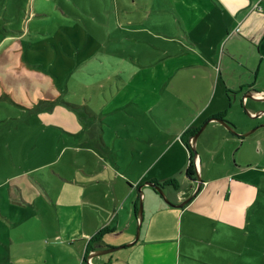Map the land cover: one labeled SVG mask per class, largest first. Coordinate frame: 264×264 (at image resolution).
Here are the masks:
<instances>
[{"label":"rangeland","instance_id":"374dc122","mask_svg":"<svg viewBox=\"0 0 264 264\" xmlns=\"http://www.w3.org/2000/svg\"><path fill=\"white\" fill-rule=\"evenodd\" d=\"M153 4L166 5V0H0V264H76L71 239L59 234V216L79 204L89 207L97 222L107 220L100 216L102 190L109 192L107 183L125 166L132 164L134 172L140 165L130 163L134 158L128 155L149 147L140 137L157 136V123L139 106L112 110L111 104L120 94L133 100L124 88L135 83L131 74L142 63L151 64L168 47L184 53L186 41L172 26L174 43L155 39L154 48L146 42L150 33L172 25L171 16ZM262 15L254 12L243 28L230 21L223 40L208 30L198 49L204 65L189 70L207 75L209 84L218 68L240 63L239 55L256 57L258 47L264 51L262 41L241 38L263 29L258 26L264 23ZM182 74L170 88L175 111L193 98L200 102L208 91L190 93L201 76L184 80L192 73ZM181 120L176 115V126ZM258 132L263 133L255 131L250 142ZM262 197L259 213L264 215ZM92 200L95 206L88 205ZM124 219L117 217V230L102 239L114 244L110 249L131 243L123 244ZM87 222L84 228L91 233L97 222ZM250 239L248 263L264 264V216H255ZM132 248L105 256L122 258Z\"/></svg>","mask_w":264,"mask_h":264},{"label":"crops","instance_id":"0c3cea01","mask_svg":"<svg viewBox=\"0 0 264 264\" xmlns=\"http://www.w3.org/2000/svg\"><path fill=\"white\" fill-rule=\"evenodd\" d=\"M153 5L171 16L172 25L168 23L163 27L166 30L163 33H150L152 36L146 42L153 47L158 43L156 40L174 43L173 26L179 29L181 41L186 40L184 53L176 54L168 47L151 64L142 63L131 74L133 81L140 85L126 83L124 88L125 96H131L133 100L126 101L120 94L111 108L120 110L130 104L150 111L157 123V136L140 137L149 147L138 148L135 152L131 150L128 155L134 158L129 160L130 163L138 161L140 165L134 172L132 164L119 169L117 177L107 183L109 192L105 188L102 190L103 198L99 203L105 209L100 216H109L108 219L99 223L89 207L85 209L76 204L71 206L69 213L59 216V234L67 236V241L71 239L70 245L75 248L74 256L78 259L76 264H88L89 260L91 264H249L246 253L248 248H253L250 237L254 219L255 216H264L259 213L264 194V127L259 128L263 133L258 132L256 140L250 142L251 134L239 137L220 123L211 121L197 140L196 161L190 144L201 126L215 117L230 123L238 134H246L264 124V116L250 118L241 108L243 102L251 114L264 110V102L248 97L254 93L255 98L264 99V88L260 86L264 80V51L258 47L256 57L248 53L239 55L240 63H232V67L228 64L224 71L220 67L217 72H212L209 84H206L207 75L200 73L196 76L198 71L189 69L204 65L198 49L202 45L200 38L206 39L208 30L221 40L225 36L223 28H227L230 21L235 20V24L239 23L243 28L249 16L257 11L263 14L264 22V0H166V5ZM258 26L259 30L263 29L257 34L242 33L244 37L241 38L246 37L256 44L259 40L264 44V23ZM235 65L237 67H233ZM183 72L192 73L184 80L201 76L202 81L199 79L190 93L208 91L198 103L193 98L188 103L177 104L180 109L177 108L179 113L176 114L175 91L171 93L170 88ZM212 84L215 87L212 88ZM176 115L182 120L177 124L180 127L175 129ZM259 142H262L260 146L251 148ZM198 176L201 185L193 196ZM150 182L163 185L174 205L192 199L183 207L167 204L149 185ZM140 187L145 208L139 240L131 245L134 248L122 258L104 255L91 259L95 251L110 249L114 245L104 243L102 239L106 233L117 230L114 222L119 216H126L124 222L128 232L123 244L135 240ZM93 195L95 197V191ZM95 204L93 200L88 203L90 206ZM88 220L97 222L91 233L85 229ZM133 221L137 222V227ZM100 232L103 234L95 242L94 238Z\"/></svg>","mask_w":264,"mask_h":264},{"label":"water","instance_id":"95a60500","mask_svg":"<svg viewBox=\"0 0 264 264\" xmlns=\"http://www.w3.org/2000/svg\"><path fill=\"white\" fill-rule=\"evenodd\" d=\"M251 99L255 100L256 102H264V99H258V98H255L254 97V93H251L249 94ZM247 97L246 95L244 96V98ZM243 98V99H244ZM241 108L244 110V112L250 117V118H260V117H263L264 116V110H258V111H254L253 114H251L249 111H248V107H246V105L242 102L241 103ZM211 121H214V122H217V123H220L221 125H223L226 129H228L230 132H232L233 134L239 136V137H247L249 136L250 134L254 133L256 130H258L259 128H262L264 127V124H261L260 126L254 128L253 130H251L250 132L246 133V134H238L235 130V128L230 124L228 123L227 121H225L223 118H212L211 120H209L208 122H206L201 128L200 130L194 135L193 137V141L192 143L190 144V150L191 152L193 153V157H194V160L196 161L197 157H198V152H197V148H196V144H197V140L200 136V134L203 132V130L205 129V127L207 126V124ZM198 182V186H197V189L194 193L193 196H195L199 189H200V185H201V180H200V176H198V179L196 180ZM150 186H152L160 195L161 197L164 199V201L167 203V204H171L173 206H176V207H183L185 204H187L192 198H189L188 200L184 201L182 204L180 205H174L170 202L169 198L167 197L165 191H164V188L159 185V184H156V183H153V182H150L149 183ZM139 192H140V207H139V211H138V228H137V234H136V237H135V240L127 245V246H122L120 248H113V249H104V250H98V251H95L90 258L91 259H94V258H99L101 256H104L108 253H111L115 250H118V249H121V248H124V247H129L131 245H133L134 243H136L138 240H139V237H140V231H141V226H142V221H143V211H144V197H143V191H142V187H140L139 189ZM88 264H91V260L88 261Z\"/></svg>","mask_w":264,"mask_h":264},{"label":"trees","instance_id":"16d2710c","mask_svg":"<svg viewBox=\"0 0 264 264\" xmlns=\"http://www.w3.org/2000/svg\"><path fill=\"white\" fill-rule=\"evenodd\" d=\"M144 77H145V75H144L142 78H144ZM149 79H150V78L147 77V80H149ZM145 80H146V79H145ZM136 83H137V82L133 83V85L136 84ZM137 84H139V82H138ZM139 85H140V84H139ZM195 133H196V132H194L193 135H194ZM193 135H192V136H193ZM189 173H191V168H190V170H189ZM170 183H173V181L170 182ZM162 186H163V185H162ZM102 234H103V233L100 232L98 235H96V237L94 238V241L97 242V241L100 239V237L102 236Z\"/></svg>","mask_w":264,"mask_h":264}]
</instances>
